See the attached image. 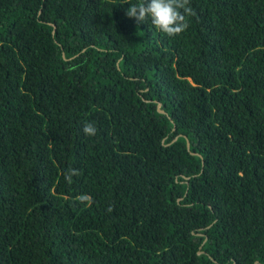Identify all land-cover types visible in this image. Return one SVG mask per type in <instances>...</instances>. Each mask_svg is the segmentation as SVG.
I'll use <instances>...</instances> for the list:
<instances>
[{
	"label": "trees",
	"instance_id": "16d2710c",
	"mask_svg": "<svg viewBox=\"0 0 264 264\" xmlns=\"http://www.w3.org/2000/svg\"><path fill=\"white\" fill-rule=\"evenodd\" d=\"M139 2L0 0V264H264V0Z\"/></svg>",
	"mask_w": 264,
	"mask_h": 264
},
{
	"label": "clouds",
	"instance_id": "9594fccd",
	"mask_svg": "<svg viewBox=\"0 0 264 264\" xmlns=\"http://www.w3.org/2000/svg\"><path fill=\"white\" fill-rule=\"evenodd\" d=\"M126 16L135 19L138 24L150 19L155 29L174 37L188 29L187 17L195 16V12L190 7V0H149L147 4L146 0H140L137 4H130ZM83 133L94 137L97 134L95 123L86 122ZM75 175H78L77 170L69 168L65 173V180L71 183Z\"/></svg>",
	"mask_w": 264,
	"mask_h": 264
},
{
	"label": "water",
	"instance_id": "95a60500",
	"mask_svg": "<svg viewBox=\"0 0 264 264\" xmlns=\"http://www.w3.org/2000/svg\"><path fill=\"white\" fill-rule=\"evenodd\" d=\"M55 29H56V27H55ZM158 109H159L160 113L165 114V111L161 109V104L158 105ZM174 129H176V127ZM187 146H188V149H190V143H188Z\"/></svg>",
	"mask_w": 264,
	"mask_h": 264
}]
</instances>
